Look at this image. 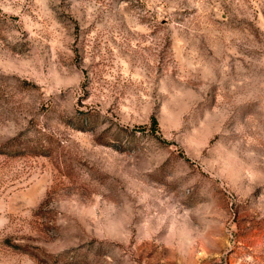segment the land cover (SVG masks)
Segmentation results:
<instances>
[{
  "label": "rangeland",
  "instance_id": "1",
  "mask_svg": "<svg viewBox=\"0 0 264 264\" xmlns=\"http://www.w3.org/2000/svg\"><path fill=\"white\" fill-rule=\"evenodd\" d=\"M0 264H264V0H0Z\"/></svg>",
  "mask_w": 264,
  "mask_h": 264
},
{
  "label": "trees",
  "instance_id": "2",
  "mask_svg": "<svg viewBox=\"0 0 264 264\" xmlns=\"http://www.w3.org/2000/svg\"><path fill=\"white\" fill-rule=\"evenodd\" d=\"M23 146H24V147H23V150H24V151H31V147H32V146H29V145H27V144H24ZM29 148H30V149H29Z\"/></svg>",
  "mask_w": 264,
  "mask_h": 264
}]
</instances>
